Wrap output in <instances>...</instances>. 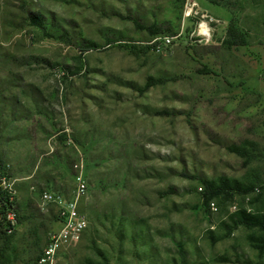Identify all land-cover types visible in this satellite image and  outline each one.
Listing matches in <instances>:
<instances>
[{
	"label": "rangeland",
	"instance_id": "1",
	"mask_svg": "<svg viewBox=\"0 0 264 264\" xmlns=\"http://www.w3.org/2000/svg\"><path fill=\"white\" fill-rule=\"evenodd\" d=\"M214 2L0 0V177L17 215L0 264H37L58 229L42 193L70 200L79 160L86 229L56 264H264L257 230L223 225L233 207L264 212V0ZM219 179L258 191L204 205Z\"/></svg>",
	"mask_w": 264,
	"mask_h": 264
},
{
	"label": "built area",
	"instance_id": "2",
	"mask_svg": "<svg viewBox=\"0 0 264 264\" xmlns=\"http://www.w3.org/2000/svg\"><path fill=\"white\" fill-rule=\"evenodd\" d=\"M82 167L81 160L73 165L75 186L70 200L53 196L47 192L42 193L41 199L43 202L53 203L57 206L58 229L50 234L37 264H56L58 255L76 243L86 229L84 216L78 210V201L87 191ZM257 191L255 189L254 192ZM14 196L13 182H9L5 176L0 177V225L4 226L3 232L7 236L13 233L16 226ZM235 209L233 207V211Z\"/></svg>",
	"mask_w": 264,
	"mask_h": 264
},
{
	"label": "trees",
	"instance_id": "3",
	"mask_svg": "<svg viewBox=\"0 0 264 264\" xmlns=\"http://www.w3.org/2000/svg\"><path fill=\"white\" fill-rule=\"evenodd\" d=\"M211 3H215L214 0H209ZM131 22L137 29H142L147 31L150 35L154 36L159 34V29L154 26H143L139 20L131 19ZM32 23L37 25L38 27L41 26L38 19L32 20ZM229 36L234 40L238 41V36L234 32V30L229 27L228 28ZM108 45H117L123 48H135L133 45L128 43H117V41H108ZM86 49L97 48V46L93 43H90L85 46ZM208 73V72H207ZM152 81L147 79L143 89L146 90L152 85ZM227 150L241 158H246L245 151L238 147H228ZM204 189L202 192V201L204 205H209L213 199L216 198H224L230 199L234 195H247L250 193H254L255 187L253 184H241L236 181H228L224 179H219L215 181H203L202 182ZM17 221V215H16ZM225 229L228 231L242 226L246 229H255L258 231V235L256 236H249L248 240L249 243L253 246V248L257 252V257L260 260L264 256V212H248L247 210L236 208L232 213L228 216V223L223 224ZM3 225H0V239L2 240L3 244L10 240V235H5L3 232ZM4 251L0 250V256L2 257ZM105 261V260H104ZM222 261H226L225 258H222ZM89 264H100V263H89ZM101 264H106L103 262ZM262 264V263H258Z\"/></svg>",
	"mask_w": 264,
	"mask_h": 264
},
{
	"label": "bare ground",
	"instance_id": "4",
	"mask_svg": "<svg viewBox=\"0 0 264 264\" xmlns=\"http://www.w3.org/2000/svg\"><path fill=\"white\" fill-rule=\"evenodd\" d=\"M206 31L207 30H206L205 26L201 25L200 32L203 33V34H206Z\"/></svg>",
	"mask_w": 264,
	"mask_h": 264
}]
</instances>
